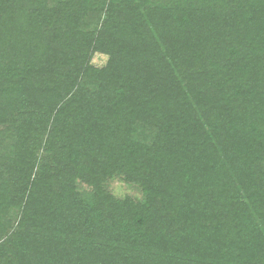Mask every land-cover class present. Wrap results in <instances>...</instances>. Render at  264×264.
I'll return each mask as SVG.
<instances>
[{"label": "trees", "instance_id": "obj_1", "mask_svg": "<svg viewBox=\"0 0 264 264\" xmlns=\"http://www.w3.org/2000/svg\"><path fill=\"white\" fill-rule=\"evenodd\" d=\"M0 264H264V0H0Z\"/></svg>", "mask_w": 264, "mask_h": 264}, {"label": "rangeland", "instance_id": "obj_2", "mask_svg": "<svg viewBox=\"0 0 264 264\" xmlns=\"http://www.w3.org/2000/svg\"><path fill=\"white\" fill-rule=\"evenodd\" d=\"M105 58L101 55H96L94 58V63L97 66H103L105 64ZM110 190L118 197L122 198L124 196H134L136 198H140L141 194L134 188L127 186L124 183H120L119 181H114L110 184Z\"/></svg>", "mask_w": 264, "mask_h": 264}]
</instances>
